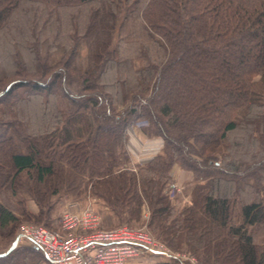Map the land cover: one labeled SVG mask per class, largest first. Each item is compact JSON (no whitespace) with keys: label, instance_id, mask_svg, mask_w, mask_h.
<instances>
[{"label":"trees","instance_id":"trees-1","mask_svg":"<svg viewBox=\"0 0 264 264\" xmlns=\"http://www.w3.org/2000/svg\"><path fill=\"white\" fill-rule=\"evenodd\" d=\"M23 37L33 38L30 62ZM9 45L15 68L0 66V105L44 104L30 114L38 125L0 126V195L21 193L22 206L0 203V229L10 235L22 218L50 219L58 200L90 195L118 220L147 207L154 231L200 264H264V156L218 157L240 126L264 151V0H0V50ZM53 46L58 56L41 52ZM140 120L164 147L132 168L128 130ZM175 166L193 175L192 205L169 192ZM169 257L156 264H181ZM43 259L32 245L0 253V264Z\"/></svg>","mask_w":264,"mask_h":264},{"label":"rangeland","instance_id":"rangeland-1","mask_svg":"<svg viewBox=\"0 0 264 264\" xmlns=\"http://www.w3.org/2000/svg\"><path fill=\"white\" fill-rule=\"evenodd\" d=\"M13 20H14L13 21L14 27H17L18 26L17 20L14 18H13ZM65 25H66V23H65ZM46 35H48L49 38L52 37L51 36L52 35L51 30H50V32L47 31L45 33L44 38H46ZM23 38L24 39L21 40L19 43H17V41H16V43L18 44V50L22 53L24 60H26V62H30V61H32L33 56L29 55V53H27V51H25L24 48H26L27 45L29 47V43L33 40V38H28V37H23ZM60 39L61 40L59 42L60 43H61V41L63 42L64 39L63 38H60ZM52 42H53V39H52ZM12 51H14V48L11 45H9L8 47H5L3 50H0V66L2 68L6 69L5 71H7V73L11 72L15 68L13 65V60L9 59V57H8L9 53ZM36 51H38V50L36 49ZM47 51L52 56H58V54L60 53V48L57 46H53V49L51 47L50 49L47 50V48L45 47V48H42V50H41V52L43 54L44 53L47 54L46 53ZM86 52H87V47L83 46L82 54L85 56ZM23 67L25 68V64L23 65ZM114 70L116 73L121 74V78L124 77L125 74H124L123 70H119V71H118V69H114ZM114 70L112 69L111 72H113ZM75 88H77V87H75ZM28 92H29V89H28ZM6 99H7L6 103L9 102L11 105L9 108L10 115L5 116L4 113L2 114V110L0 111V126L7 123L10 125L12 124L13 125L12 127L15 130H22V128L24 126H29L30 122L33 124V126L38 125V123L36 121H34V119L30 116V114H33V112L35 114H37V113L43 114L42 106H43L44 102H42V100H43L42 98H40L39 100L35 98L34 102L31 103L30 106H26L23 104L19 108L18 107L15 108V103H14V102L17 103L18 98H15V97L13 98L11 96V99L10 98H6ZM6 103L2 102V104L0 105V109L2 108V106L8 105ZM121 108H122V106H120V109ZM39 118L40 117H37L36 120H38V122L40 123L41 119H39ZM34 122H35V124H34ZM147 126H150V124ZM133 127L137 128V129L138 128L141 129V127H138L136 125V123L133 125ZM248 128H249V126H240L238 129L231 131L229 133L226 141L223 143V145L220 149V152H219L220 154L218 157H219L220 161L222 159L226 158V156H227L228 158L240 159L245 163H251L255 157L262 158L264 156V151L263 152L259 151V149L257 148V144L252 142V140L249 138ZM0 130H2V129H0ZM146 136H148V135L146 134ZM1 138H4V137L0 136V140H1ZM163 147H164V145H163ZM163 147H162V149H163ZM162 149L159 152H161ZM136 151H137V157H136L137 161L138 160L148 161L154 155V154L150 153L149 150H147L146 148H143V147L139 150H136ZM159 152H157V153H159ZM157 153H155V154H157ZM135 164H137V163L132 160V155H131V159H130L128 165L133 168ZM172 171H173V169H172ZM181 171H182V173L177 178L174 174L172 175L175 186H174V188H171L169 190V192H170L172 198H174L176 204L180 203L181 205L182 204L183 205L184 204L192 205V199H190V194H191L193 185L195 183V180L193 178V175L190 172L184 171L183 169H181ZM171 174H172V172H171ZM236 174L239 175L240 172H237ZM26 181H27L26 176H23L22 180H21L20 188H23L24 182H26ZM202 183H204V181ZM4 194H6V193H4ZM7 196H8V193L6 195H0V203H7L8 205H9V203H12L13 204L12 208L15 210V212H17L19 214L21 212L22 206H17L16 203H17V200L21 198V193H19V195H17V197L11 196V197H9V199H7ZM248 199H249V197H248ZM241 202H242L241 200L238 201V204L236 206V211L239 210V208L242 204ZM25 206L29 212H32L34 214H36L38 212V207H37L36 203L34 202V200H32L30 198L26 199ZM87 207H91L99 215V217L101 219V227L109 229V228L117 227L119 225H128L129 227H132V228L146 229L152 234V236L155 238V240L158 243L164 245V247H166L169 250V252L174 253V254H178L179 256L176 258H178L180 260L181 264H200V256H198L196 254H192L183 248L182 249H174V248L170 247L164 241V239L161 236H159L157 234V232L154 231V225L157 224L159 219L155 218L156 221L151 223V218H150L151 214H150V210L147 207H145V209L143 210V215L139 220H129V221L118 220V218H116L114 216L108 217V216H111L108 213V210L106 211L105 207L102 206V203L100 201H98L96 198L91 197L90 195H87L86 197L80 198V199L65 197L62 200H58L56 203V209L54 210L50 219L45 220V218H44L41 220H35V219H24V218H22L20 220L19 224L17 225V227L12 231V233H10V235L8 234V232L5 229H3V230L0 229V253L4 252L5 250H7L8 248H11V247L31 246L32 245L27 240L20 241L16 245H14L16 236L18 234L19 227L22 223H34V224H45V225L48 224L49 227L56 228L58 226L59 217L64 212V210L72 209L75 211H80V210L87 208ZM149 255L150 254H148L147 256H149ZM169 256H170L169 254H165V253H152V255L150 257L144 256V257L139 258V259H132V260L126 262V264L127 263L128 264H132V263L133 264H154L155 261L158 259L159 260L169 259L170 258ZM39 264H48V263L46 262L45 259H43L39 262Z\"/></svg>","mask_w":264,"mask_h":264},{"label":"built area","instance_id":"built-area-1","mask_svg":"<svg viewBox=\"0 0 264 264\" xmlns=\"http://www.w3.org/2000/svg\"><path fill=\"white\" fill-rule=\"evenodd\" d=\"M147 124L146 120L136 122L138 127ZM23 240L39 249L48 264H126L152 253L179 256L169 252L146 229L101 227V219L91 207L64 210L56 228L22 223L14 245Z\"/></svg>","mask_w":264,"mask_h":264},{"label":"crops","instance_id":"crops-1","mask_svg":"<svg viewBox=\"0 0 264 264\" xmlns=\"http://www.w3.org/2000/svg\"><path fill=\"white\" fill-rule=\"evenodd\" d=\"M164 145V139L158 135L146 136L142 128L131 127L128 130V148L132 155V160L136 163H143L145 161H137V151L143 148H146L150 153L154 154L159 152ZM182 173L181 169L178 166H175L172 171L176 178ZM9 249V248H8ZM6 251V250H5ZM4 251V252H5ZM152 254L146 257H150ZM153 258V257H152ZM159 262V259L155 261L154 264ZM128 264V263H127ZM133 264V263H132Z\"/></svg>","mask_w":264,"mask_h":264}]
</instances>
